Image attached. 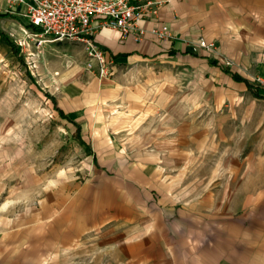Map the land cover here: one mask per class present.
<instances>
[{
  "label": "crops",
  "instance_id": "crops-1",
  "mask_svg": "<svg viewBox=\"0 0 264 264\" xmlns=\"http://www.w3.org/2000/svg\"><path fill=\"white\" fill-rule=\"evenodd\" d=\"M160 1L174 38L137 43L102 29L95 42L115 76L65 79L53 94L81 129L90 177L13 168L20 186L4 210L29 207L0 218V256L264 264V87L253 83L264 81V0ZM200 39L217 52L190 51Z\"/></svg>",
  "mask_w": 264,
  "mask_h": 264
},
{
  "label": "rangeland",
  "instance_id": "rangeland-1",
  "mask_svg": "<svg viewBox=\"0 0 264 264\" xmlns=\"http://www.w3.org/2000/svg\"><path fill=\"white\" fill-rule=\"evenodd\" d=\"M5 7L0 1V15ZM0 30L17 51L14 54L0 37V218L10 222L17 214H27L29 207L25 202L20 207L9 204L4 210V204L11 203L18 193L20 181L15 170L19 166H37L41 172L56 166L66 178L78 182L90 177L88 147L80 143L81 129L59 114L53 94L65 79L99 75L95 66L88 69L91 61L83 43H57L48 36H36L23 17L10 14L0 16ZM253 83L264 87L260 78ZM0 235L3 237L2 232ZM19 259L0 256L4 264H18Z\"/></svg>",
  "mask_w": 264,
  "mask_h": 264
},
{
  "label": "built area",
  "instance_id": "built-area-1",
  "mask_svg": "<svg viewBox=\"0 0 264 264\" xmlns=\"http://www.w3.org/2000/svg\"><path fill=\"white\" fill-rule=\"evenodd\" d=\"M6 3L5 14L23 17L28 27H37L54 42H80L86 47L91 63L88 69H97L101 79H109L117 73L116 63L95 42L94 36L109 28L131 36L142 43L148 35L164 42L174 38L167 23L160 21V0H0ZM153 24L148 30L144 24ZM190 51L200 49L215 53V43L200 39L189 43Z\"/></svg>",
  "mask_w": 264,
  "mask_h": 264
},
{
  "label": "trees",
  "instance_id": "trees-1",
  "mask_svg": "<svg viewBox=\"0 0 264 264\" xmlns=\"http://www.w3.org/2000/svg\"><path fill=\"white\" fill-rule=\"evenodd\" d=\"M1 17H3V18H6V17H8V14H2V15H0ZM32 29L35 33H41V30L39 29V28H37V27H29V29ZM0 37L3 39V40H5V41H7L8 42V44L10 45V47H11V51L14 53V54H16L17 53V51H16V46H14V43L9 39V37L7 36V34L4 32V31H1L0 30ZM213 64H217L216 63V61H213L212 62ZM236 77V76H235ZM239 79V78H238ZM241 80V79H240ZM250 89L253 91V94H255V96L256 97H261V95L260 94H258V87L256 88V87H254L253 85H251L250 84ZM57 111L59 112V114H61V116H64V118H68L69 119V117H67L63 112H61L59 109H57ZM78 129V131H80V129H79V127L77 128ZM80 143L81 144H84L82 141H80ZM84 145H86V144H84ZM87 147V146H86Z\"/></svg>",
  "mask_w": 264,
  "mask_h": 264
},
{
  "label": "bare ground",
  "instance_id": "bare-ground-1",
  "mask_svg": "<svg viewBox=\"0 0 264 264\" xmlns=\"http://www.w3.org/2000/svg\"><path fill=\"white\" fill-rule=\"evenodd\" d=\"M5 207H7V206H5Z\"/></svg>",
  "mask_w": 264,
  "mask_h": 264
}]
</instances>
